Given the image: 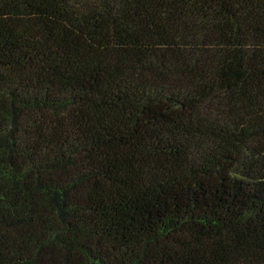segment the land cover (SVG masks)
<instances>
[{"label": "trees", "instance_id": "1", "mask_svg": "<svg viewBox=\"0 0 264 264\" xmlns=\"http://www.w3.org/2000/svg\"><path fill=\"white\" fill-rule=\"evenodd\" d=\"M0 264H264V0H0Z\"/></svg>", "mask_w": 264, "mask_h": 264}]
</instances>
